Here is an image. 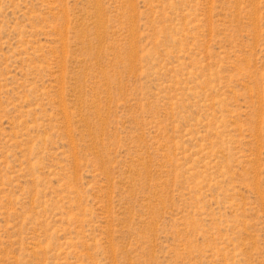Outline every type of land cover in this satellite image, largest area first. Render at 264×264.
<instances>
[{
	"label": "rangeland",
	"instance_id": "1",
	"mask_svg": "<svg viewBox=\"0 0 264 264\" xmlns=\"http://www.w3.org/2000/svg\"><path fill=\"white\" fill-rule=\"evenodd\" d=\"M0 264H264V0H0Z\"/></svg>",
	"mask_w": 264,
	"mask_h": 264
}]
</instances>
